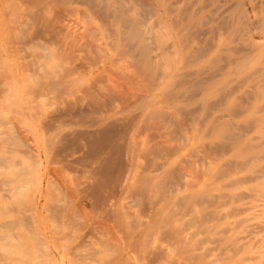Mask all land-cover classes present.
<instances>
[{"label":"bare ground","instance_id":"obj_1","mask_svg":"<svg viewBox=\"0 0 264 264\" xmlns=\"http://www.w3.org/2000/svg\"><path fill=\"white\" fill-rule=\"evenodd\" d=\"M58 1L60 0H31L32 8L29 11L28 17L34 21L35 24L47 26L46 28L48 29V26H51L53 23L49 19L42 17L40 13L42 12V8H47L51 3ZM62 1L64 2L67 0ZM83 1L89 10L96 13L97 16L93 19L97 20L98 24L94 27L90 25L93 19L89 17V26L85 29L83 27L85 32L93 39L83 40L82 49L80 50L83 53L82 64L80 63L79 66L70 65V67H68L66 64L71 60H75L73 52H71L70 57L67 56V61L65 60L64 54L52 51L51 54L48 53V61L51 62L49 63V67L44 71L41 65L42 71L40 70V73L36 74L35 72L38 68L35 69L33 65L36 63L32 61L35 72L27 70L29 74L24 75L20 82L14 80L9 82L7 78H3L0 82V94L3 95V100L0 102V124L7 127L5 134L0 133V241H2L3 244L0 259H3L4 264H227L231 261L230 256H225L224 258L220 257L221 259L223 258L222 260H219L218 256V260H213L214 257L212 259L210 258L211 249L208 245L216 241L210 237L212 228L204 225V227H202L201 225L207 219L213 220L215 216H220L217 210L207 211V207L214 203L215 206H217L216 203L219 202L220 204V201H223L224 204L226 202H224V200L227 199L235 200L240 198L241 195L237 193L224 192V189L221 191L220 188L222 186L216 184L219 179L225 176L226 171L227 173L231 171L228 169L232 166L239 165H243L244 167L249 159L247 160V153L240 151L241 148L239 149L237 146L239 145V141L236 145L238 139L235 136L238 134H235V132H232L233 130L231 131V129L225 126L219 125L218 122L221 118V113L226 114L228 117H235L245 111L248 112V114H246L248 119L247 123H249V125H258L260 122H264V114H262V118L259 117V112L261 111H258L256 107L255 111L247 110L251 104H249L247 99L241 96L237 103V96L242 92L241 90L244 86L243 79L241 78L242 80H237L234 83L232 81L231 83L224 82V79L233 75L234 72H228V74L222 75L220 81L216 80L211 82L210 87L209 81L213 77L215 78L221 75L220 69H216L215 66L212 77H201L199 71L181 75L180 71L182 69L176 66L178 57H174L173 62L166 63L168 61H163L161 58L158 59V57H151L149 55V51H151L149 49L150 44H147L145 42L146 40L142 37H140L138 41L135 40L137 42H132L136 36L134 35L135 33H131V31L136 29L135 27L138 29V26L135 24V20H130L129 23L128 19L127 21L129 24H127V22L125 23V20L122 18L124 14L119 13L120 7L117 9L118 7L115 8L114 5H110V3L106 4L107 2L101 5V2L97 0ZM116 1L117 0H115V3ZM124 3H126V1H124ZM224 3H226L225 0ZM121 9L124 10V8ZM184 10H186V8H184ZM231 11L233 10H230V12ZM169 12L171 13L172 11L170 10ZM241 13L243 14V12ZM58 14L59 12H54L53 16L56 17ZM100 15L105 18L107 16L109 20L102 19ZM141 15L142 13H140V17H142ZM135 17H137L136 14ZM171 17L173 18L174 16ZM204 19L202 22H204ZM144 20L147 23L149 22L146 18H144ZM54 21H56V19ZM208 21H210V19H208ZM150 23L151 22H149V24ZM217 23L219 24L220 21ZM245 23L246 22H244V24ZM174 25L176 26L178 23L173 24V26ZM220 25L221 24H219V26ZM172 27L171 30H173ZM38 30H36L35 33L40 31ZM212 30L213 29H211V31ZM220 30L222 31L223 29ZM254 30L256 31V29ZM152 31H154V28ZM18 32V37L22 36L19 30ZM23 32L26 33L24 29ZM206 32L204 33L206 34ZM49 33L46 32V34ZM149 33L148 30L144 31L146 35ZM176 35L177 34H175V38L179 37ZM155 36L159 38V36ZM257 36L262 37L260 34ZM185 38L187 37H183V39ZM32 40L33 39H31V42H34V40ZM148 40L149 39H147V41ZM25 41L27 40L25 39ZM25 41L19 44L24 45ZM75 41L76 39L72 38L68 42H71V46L75 47L79 43V41H77L76 44ZM188 41H190V39ZM211 41L213 40L211 39ZM247 42L251 43L249 42V38ZM252 42L256 41L253 40ZM49 43L50 41H48V44ZM53 43L55 44V42ZM252 44L251 48L254 49L255 43ZM50 45L52 47L54 46L52 43L48 46L50 47ZM151 45H153V41ZM160 45L161 44L158 42L154 47L159 48ZM213 47H215V45ZM1 49L2 47H0V50ZM185 49L186 48L183 50ZM232 49L234 50V48ZM240 49H242V47H240ZM244 50L243 45V51ZM29 51L27 52L28 54ZM153 51L154 50H152V52ZM41 52L43 54V50ZM242 53L244 52H238L237 55ZM190 55L195 56V54L192 55V53H190ZM190 55H187V57ZM38 56L42 57L41 54ZM23 57L27 58L26 55H23ZM128 59H130V63L124 69H130L133 73L132 76L127 75L123 70L119 71L120 66L116 69L113 67ZM239 62H237V65ZM142 63H145L146 69L149 68L150 71L147 69L148 71L146 72L143 68L139 70L140 67L138 68L137 65ZM222 63L225 62L222 61ZM28 64L29 66L31 65L29 62ZM242 67H245V65H242ZM23 68H28V65L24 63ZM222 70L224 69L222 68ZM254 70L256 69L254 68ZM263 72L261 73L263 74ZM193 75H195V77H197L196 79L200 82H191L187 79V77L190 78ZM183 78H185V80ZM24 82H26L25 87L23 84L20 88L17 87L18 84L21 85V83ZM145 83H148V85L146 86ZM134 86L136 87L135 94L130 92V88L132 87L134 89ZM197 89L202 92L203 95H206V99L200 106L203 114L207 115L206 118L208 120L210 119L208 123L210 124V128H207L209 131L206 130L208 135L205 134L203 136L202 134L201 140L204 139L205 141L208 139L209 141L206 143L207 146L205 145L206 149L212 154L219 156L221 152L218 150L219 154H215L217 146L220 143L219 138L223 135L222 132L227 129V131L231 133V137H233V142L229 145L234 149L232 152L236 160L223 162L222 165L214 168L204 165L201 182L194 184L192 181H186L184 183L185 178L182 177L183 175L177 169L180 164L177 160L171 158L172 154H174L177 149L169 144L168 137L172 136L171 140L174 142V138L182 135L181 130L183 126L181 123H174L175 125H172L175 127L174 130L171 132H160L158 136L147 134V136L141 139V135L151 129L157 128V130H160L166 125L169 126L173 124V118L167 112L169 108L165 107V104L173 101V99L177 101L179 98H184L185 101L186 95H184L183 92H186V94L191 93L190 98L193 99V94L197 96L199 92L196 91ZM252 90L254 92V89ZM263 93L261 95H263ZM49 94L55 95L56 101H59L60 104L63 102L64 98L75 97V100L73 103L67 102V107L64 104L65 107L63 106V109L61 104V108L52 113L45 112V110L36 113L37 115L31 113V111L34 110L33 107H30L31 99L37 95L43 98ZM210 95L212 97H219V100L221 99L220 96H223L225 101L224 104L221 105V103L218 102L220 103L218 105L215 99V104L217 103V105L214 104L215 107L212 109L209 107V109L206 105L208 103L207 98H209ZM249 96L248 93V97ZM129 99L132 100V102H130ZM190 100L191 99L188 101L190 102ZM194 104L196 105V102ZM171 108L176 109L175 106H171ZM196 109L195 111L198 112ZM188 114L190 115V113ZM189 115H186V117H189ZM193 115L194 114L190 116L193 117ZM33 121L36 123H33ZM184 121L185 120H183V122ZM228 121L230 123V120ZM19 122H22L23 126H16ZM226 123V126H228V122ZM34 126H38L39 128L37 136L33 129ZM73 127H78L84 131L87 130V132L83 131L81 134L80 132H76L80 134L79 136H82L81 138L84 142V144L79 147L80 149L77 148V142H74V144H76L75 146H73L74 144H72V142L71 144H69L70 142L66 143L70 136H68L69 133L66 131V128L74 132ZM90 128L92 130H89ZM118 128H121L122 131H118ZM187 128L186 130L188 131L190 128ZM236 128H234L235 131L237 130ZM244 129L246 128H242L243 131ZM251 129H249L250 132L253 130ZM249 130L247 134L250 133ZM218 133H222V135L220 134L221 136H218ZM75 135L73 136L74 138ZM262 135L264 137V134ZM79 136L78 139L80 138ZM222 137L226 138L225 135ZM231 137L229 138L230 140ZM78 139L75 138L74 140ZM183 142L184 141H182V143ZM109 143L110 145L108 146ZM200 147L199 149H201ZM222 147L223 146H221V148ZM222 149L221 151H223ZM208 151L205 153H208ZM77 153L79 155L75 157ZM259 158L260 157H258V159ZM50 159H52V164L54 163L57 165V168H48L51 164L49 161ZM197 163L199 164V162ZM65 166L67 167V173H74L73 178L65 176V169H62V167L65 168ZM78 166H80L81 170L77 168ZM239 168L241 167L237 169ZM195 173L196 172H194V174ZM171 179H175L182 187L184 185L183 192H179V188L169 189L170 191L165 188L166 184H172V186L174 185V187H176L175 182ZM182 179L183 183L181 182ZM193 179H196V177ZM228 179L227 182L231 180L230 177ZM245 179L249 181V178ZM237 180L230 182V184L227 183V185H233V183L235 185ZM240 181L243 182L242 179ZM103 191L106 192L104 193ZM57 203H59L60 206ZM186 216H188L187 219ZM43 218L49 220L52 225L66 219L67 222L64 225H71L74 229L72 236H69V234L60 236L62 239H67L69 243L67 247L68 253H66L67 256L62 262L56 255L41 250L43 243L49 242L56 247L57 243L61 240L60 237H55L47 232L41 233L38 224ZM98 220H101V222L99 223ZM96 221L99 223L95 224H98L97 227L93 225ZM213 224H211V226ZM82 225H84V229L86 230L83 229ZM225 227L224 230L222 229L221 231L226 232L229 227L227 226V229H225ZM98 228L102 229V232L100 231L101 236L99 240L97 239L92 246L87 244L85 240L88 234L95 239L94 233L95 231L97 233ZM215 228H217V226ZM201 235L204 237L200 238ZM213 235L214 234L211 236ZM214 239L217 240V238ZM224 244L228 246V243L226 244L225 242ZM218 245L216 244V246ZM228 247L230 248V246ZM221 249L222 248H219V250ZM234 255H236V253H234Z\"/></svg>","mask_w":264,"mask_h":264},{"label":"rangeland","instance_id":"obj_2","mask_svg":"<svg viewBox=\"0 0 264 264\" xmlns=\"http://www.w3.org/2000/svg\"><path fill=\"white\" fill-rule=\"evenodd\" d=\"M60 1L51 3L50 6L47 8H44V9L42 8V12L40 13V15L46 19H49L53 23L51 26H48V29H47L46 28L47 26L45 27V26H42L41 24H35V22L32 21L28 17L29 11L32 8L31 0H0V47H2V49L0 50V82L3 78L9 79V82H11L12 80L20 82L21 78H23L24 75L29 74L27 70H30V72H31V71H34L36 68H38V69H36L37 70L36 72L34 71L36 74H38V73H40V70L42 71V67H43V71H44L47 67H49V63L51 61H48L49 60L48 59V56H49L48 53L51 54L52 51L64 54L65 60H67V61H68L67 56L70 57L71 52H73L75 60L69 61V63L66 64V66H68V67H70V65H78L79 66L80 63L81 64L83 63V60H82L83 53L80 51L82 49L83 40L84 39H86V40L93 39L90 35H88L85 32L84 29L89 26V20H90L89 17H91L93 19V18H96L97 15H96V13L92 12V10L88 9V7L86 6V4L83 0H67L64 2L62 0H60ZM97 1L101 2V5H104L103 3L107 2L106 4L110 3V5H114L115 8L118 7L117 9H119V7H120L119 13L124 14V15H122V18L125 20V23L127 22V24H129L130 20L131 21L135 20L134 22L138 26V29H137V27H135L136 29L131 31V33H135L134 35L136 36V38L133 39L134 41H132V42H134V43L137 42L138 40H140L139 39L140 37H142L144 40H146L145 42L147 44H150L149 49L151 51H149L150 52L149 55L151 57H158V59L161 58L163 61H168L166 63L173 62L174 57H178V60H177L178 63H176V66H178L180 69H182L180 71L181 75H184L185 73H195L196 71H199L201 77L204 76V77L208 78V77H212L213 70L216 67V69H220L221 75H218L215 78L213 77L209 81V83H210L209 87H210L211 82L216 81V80L220 81L222 75L228 74V72H234L235 75L233 74V75L226 77L224 79V82H226V83L230 82L231 83V81H232L234 83L237 80L243 79L242 81H243L244 86L241 90L242 92L239 93L237 96L238 97L237 103L239 102V97L241 96L242 98L247 99L249 104H251V106H249L247 110L255 111V107H256V109L258 111H261V112H259V117L263 116L262 114H264V110H262V109H264V93H263L264 76H262V75H264V72H263L264 71V43H263L264 42V27H263L264 26V22H263L264 21V0H262V1L261 0H255V1L254 0H225L226 3H224V0H200V1L199 0H190V1L189 0H179V1L178 0L177 1L176 0H165V1L164 0H154L155 3L152 0H135L136 2L134 0H122L123 2L121 0H117L116 3H115V0H97ZM111 1H113L114 3ZM118 1H119V3H118ZM120 1H121V3H120ZM124 1H126V3H124ZM174 2L175 3L177 2V3L175 4ZM260 3H262V4H260ZM133 4H134V6H133ZM221 5H224V6H221ZM168 6L169 7L171 6L170 9ZM173 6H174V8H173ZM216 7H217V9H216ZM121 8H124V10H122ZM171 8H173L174 10ZM184 8H186V10H184ZM243 8H244V10H243ZM211 9H213V10H211ZM168 10L169 11L171 10L172 12L170 13ZM230 10H233V11L230 12ZM194 11H196V12H194ZM238 11H239V13H238ZM54 12H59L58 16H56V17L53 16ZM241 12H243V14ZM140 13H142V15H141L142 17H140ZM135 14L137 15L138 18L135 17ZM177 14H178V16H177ZM191 15H193V16H191ZM241 15H244V16H241ZM171 16H174V17L172 18ZM42 17H40V18H42ZM143 17L146 18L151 23L149 24V22L148 23L145 22ZM215 17H216V19H215ZM171 18H172V20H171ZM206 18H207V20H206ZM239 18H241V19H239ZM55 19H56V21H54ZM102 19H108V17L106 16V18H105L103 16ZM199 19H201V20H199ZM203 19H204L205 23L202 22ZM208 19H210V21H208ZM238 19H239V21H238ZM127 20L129 21V23ZM199 21L202 23H200ZM218 21H220V23H219V24H221L220 26L217 23ZM242 21H243V23H242ZM196 22L197 23L199 22V23L197 24ZM221 22H223L225 25ZM244 22H246L247 24L246 23L244 24ZM27 23H28V26L30 24H33V25H30L28 28ZM176 23H178V25H176V26L174 25L175 26V28H174L173 24H176ZM96 24H98L97 20L93 19V21L90 25H92L94 27V26H96ZM161 24H163V25H161ZM192 24H194V25H192ZM195 24H197V25H195ZM25 25H26V27H25ZM85 25H87V26H85ZM189 25H192V26H189ZM193 26H194V29H193ZM83 27H84V29H83ZM171 27L173 30H171ZM153 28H154V31H152ZM239 28H241L242 30ZM243 28L245 29V31ZM262 28H263V30H262ZM13 29H14V31H13ZM23 29L26 31V33L23 32ZM44 29H45V31H44ZM211 29H213V30L211 31ZM220 29H223V30L221 31ZM224 29H225V31H224ZM246 29H247V31H246ZM254 29H256V31ZM18 30L21 32V35H22V36H19L20 38L18 37V33H19ZM36 30H38L40 33L39 32L35 33ZM146 30H148L150 32L148 35L144 34V31H146ZM180 31H181V33H180ZM46 32L47 33L50 32V33L46 34ZM198 32H199V34H198ZM204 32H206V34ZM252 33H256V34H252ZM153 34L159 36V38H157ZM175 34H177L176 36H179V37L175 38ZM200 34H202V35H200ZM228 34H229V36H228ZM259 34L262 37L257 36ZM210 35H211V37H210ZM246 35L248 36L249 42H251V43L247 42L248 38ZM197 36H199V37H197ZM236 36H238V37H236ZM242 36H244V37H242ZM183 37L189 38L190 41H188L189 39H187V38L183 39ZM193 37H194V40H193ZM240 37L242 38V41H241ZM24 38L27 41H25ZM72 38L76 39V41H75L76 44H77V41H79V43L75 47L71 46L72 41L68 42ZM210 38L213 41H211ZM31 39H33L34 42H31ZM147 39H149V40L147 41ZM47 40L50 41V43H52L55 47L53 46L54 47L53 48L51 45L49 47L48 45L50 43L48 44ZM135 40H137V41H135ZM183 40H184V42H183ZM253 40L256 42H252ZM24 41H25L24 45L19 44V43H24ZM42 41H45L46 43L42 42ZM152 41H153V45H151ZM26 42H28V43H26ZM53 42H55V44ZM158 42H159V44H161L159 46L160 49L158 47H154L157 45ZM182 42L185 44H183ZM215 42L217 43V45ZM166 43H167V45H166ZM187 43H188V45H187ZM246 43H248V44H246ZM252 43H255L254 49L251 48V46L253 45ZM61 44H62V46H61ZM210 44H211V47H210ZM212 44H214L215 47H213L214 45H212ZM184 45H186V46H184ZM243 45H244V49L246 51L249 49L250 50L247 52L245 50L243 51ZM150 46H151V48H150ZM163 46L165 49L163 48ZM60 47H61V49H60ZM240 47H242V49H240ZM184 48H186V49L183 50ZM232 48H234V50ZM58 49H60L61 51ZM199 49H201V50H199ZM42 50H43V54H45V55L42 54V52H41ZM152 50H154V51L152 52ZM28 51H29V54L27 53ZM195 52H197V53H195ZM238 52H244V53L239 54L240 55L239 56V55H237ZM167 53H168V55H167ZM190 53H192V55L195 54V56H191ZM230 53H233V54H230ZM37 54L38 55L41 54L42 57H39ZM23 55L24 56L26 55L27 58L23 57ZM187 55H190V56L187 57ZM168 57H170V58H168ZM220 58H222V59H220ZM237 59H239V60H237ZM242 59H244V60H242ZM32 61L34 63H36L35 65H33L35 67V69L32 66ZM200 61H203V62H200ZM214 61H215V63H214ZM222 61L225 63H222ZM231 61H232V63H231ZM28 62L31 63L30 66H29ZM212 62H213V64H212ZM237 62H239L238 65H237ZM24 63H26L28 65V68H26V69L23 68ZM129 63H130V59L122 62L121 63L122 65L116 64L113 67L116 69V68H119V66H120L119 71L123 70L127 75L132 76L133 73L130 69H124L125 67H127L129 65ZM144 64L142 63L140 65H137L138 68L140 67L139 70L143 68V70H145L146 72L148 70L150 71L149 68H147L148 70L146 69V65H144ZM41 65H42V67H41ZM242 65L243 66L245 65V67H242ZM235 67H236V69H235ZM222 68L224 70H222ZM241 68H242V70H241ZM254 68L256 70H254ZM232 69H235V70H232ZM261 69H263V70H261ZM261 72H263V74ZM150 77H151V75H150ZM154 77H155V75H154ZM185 78H183V79L185 80ZM196 78L197 77H195V75H193L190 78L187 77V79L190 80L191 82H200ZM248 78H250V79H248ZM183 79H181V80H183ZM151 81H153V80H151ZM25 83L26 82L21 83V85L18 84L17 87L20 88V86H22V84L25 87ZM145 84H146V86L148 85V83H145ZM130 89H131L130 92L135 94L136 87L134 86V89L132 87ZM252 89H254V92ZM17 91H20V90H17ZM196 91L198 92L199 90L197 89ZM196 91H194V92L197 93ZM190 92H192V91H190ZM183 93H184V95H186L185 101H184V98H179V99H177V101H175L173 99V101L169 102L168 104H165V107L169 108V110L167 112L173 118V124H171L169 126L165 124L166 126L162 127L160 130H157V128L151 129V130L147 131L146 133L142 134L141 139L143 137L147 136V134L158 136V134L160 132L161 133H164L166 131L171 132L175 128V127H173L175 125L174 123H176V122L181 123V125L183 126L182 130H181L182 135L178 136L177 138H174V142H172V140H171L172 136L168 137L169 144L177 149V150H175L174 154H172L171 158L177 160V162L180 164V165H178L177 169L183 175L182 177L185 178L184 183L186 181L187 182L192 181L194 184H197V183L201 182V179L203 177L202 173L204 171L203 168L206 165L214 168V167L222 165L223 162L236 160V157L233 156V152H232L234 149L231 145H229L230 143L233 142V139H232L233 137H231V133H229L227 131V129L222 132L223 135H222V133H218V136H221V135L224 136L225 135V137H226V138H224L221 136L222 138L221 137L219 138L220 143L218 144L216 152H215V154L216 153L219 154L218 153V151H219L222 154L220 153L219 156H217V155H214L211 152H209L205 147L206 143L209 140L208 139H206L207 141L206 140L204 141V139L201 140L202 134H203V136L205 134L208 135L207 131H209V129L207 130V128H210V124H208L210 119L208 120L206 118L207 115L203 114V111L201 110V106H200L201 104H203L204 100L206 99V95H203V93L199 91L197 96H196V94L195 95L193 94V99H192V98H190L191 93H189V94H186V92H183ZM248 93L250 95L249 97H248ZM262 93H263V95H261ZM2 96L3 95L0 94V102L3 100ZM196 97H198V98H196ZM257 97H258V99H257ZM220 98L222 99V101H221V99L219 100V97H212L210 95L209 98H207L208 99V101H207L208 106L206 105V107H208V108L211 107V109L214 108L215 107L214 104H215L216 100H217V103L220 102L221 105L224 104L225 101H224L223 96H220ZM189 99H191L190 102L188 101ZM74 100H75V97L64 98L63 102H61L62 109H63V106L65 107V105L67 107V102L73 103ZM129 101L132 102V100H130V99H129ZM133 101H134V99H133ZM186 102H189L190 104L186 103ZM195 102H196V105L194 104ZM58 103H59V101H56L55 95H53V94H49L47 96H44L43 98H40V95H37L31 99L30 107L34 108V110H32L31 113L36 114V113L43 112V110H45V112H51V113L55 112V111H57V109L61 108V104L60 103L58 104ZM217 103L215 105H217ZM220 103H218V105ZM194 105H195V107H194ZM171 106H175L176 109H172ZM196 108H198V109H196ZM195 109L198 110V112H196ZM191 110H192V112H191ZM193 111H195L196 114ZM238 112H240V111H238ZM243 112L244 113H241L235 117H228V116H226V114L221 113L220 114L221 118H220L218 124L225 126L229 129H231V131L233 130L232 132H235V134H238L235 136L238 139L236 141L237 142L236 145L238 144V141H239V145H241V146H239V145H237V146L239 147V149L241 148L240 151L247 153V160L249 159L248 163L245 164L246 163L245 162L244 167H243V165L232 166L230 169H228L231 171L233 170L232 172L228 171V173H227V171L225 170L226 171L225 176L223 178L219 179L217 181V184H216V185L222 186L220 188L221 191H223L222 189H224V192H228V193L233 192V193H237L238 195H241V196H240V198H237L235 200H228V199L224 200V202L226 201L224 203L225 205L223 204V201H220V204H219V202L216 203L217 206H215V203H214L213 205L207 207V211L208 210H217V212H219L220 216H215V218H213V220L207 219L201 226L202 227L209 226L210 228H212V230L210 232V237H211V239L216 241V242L211 243L212 245L211 244L208 245V247L211 249V252H210V258L211 259L214 257L213 260H218V257H219V260H222L225 256H230L231 261L228 262L227 264H264V174H263L264 173V144H263L264 143V137L262 135V134H264V132H263L264 131V122H260L258 125H252V124L249 125V123H247L248 119H247V115H246V114H248V112H245V111H243ZM188 113H190V115L194 114L193 117H191ZM186 115L187 116L189 115V117H186ZM182 119L185 121L183 122ZM194 119H195V121H194ZM228 120H230V123ZM201 121L203 122V125H202ZM190 122H191V124H190ZM226 122H228V126H226L227 125ZM231 122L232 123L234 122L233 124H236V125H233ZM33 123H36V122L33 121ZM247 124H248V126H247ZM16 126H18V127L23 126L22 122H19L18 124H16ZM237 126L240 128H238ZM187 127L190 129H188ZM241 127L246 128V129H244V131H243ZM186 128L188 129V131L186 130ZM234 128H236L237 130L235 131ZM33 129H34V132L37 136L38 129H39L38 126H34ZM118 129H119L118 131H120V132L122 131L121 128H118ZM249 129H251L252 131L250 132ZM6 130H7V127H4L2 124H0V133L5 134ZM73 130H74V132H71V129L66 128V131L69 133L68 136L70 135L68 137L69 138L68 142H66V143L70 142L69 144H71V142H72V144H74V142L75 143L77 142L78 147L77 146L76 147L79 148L80 146H82V144H84V142L82 141V138H81L82 136H79L84 130L79 129L78 127H73ZM89 130H92V129L90 128ZM240 130H242V131H240ZM248 130L250 133L247 134ZM85 131L87 132V130H85ZM76 132H80V134H78ZM71 133H74V134H71ZM188 134H189V136H188ZM74 135H75V138L78 139V136L80 138L78 140H74L75 139L73 137ZM239 135H241V136H239ZM260 135H262V136H260ZM229 136L231 137V140L229 139L230 138ZM241 139H243V140H241ZM182 141H184V142L182 143ZM247 142H249V143H247ZM248 144H249V146H248ZM75 145L76 144H74L73 146H75ZM109 145H110V143L108 144V146ZM111 145H112V143H111ZM221 146H223L222 147L223 149L221 148ZM199 147L201 149H199ZM254 147H256V148H254ZM221 149L223 151H221ZM227 149L229 151L231 149V151L229 152ZM258 150H260V151H258ZM207 151H208V153H205ZM225 151H228V152H225ZM223 152L226 154H224ZM78 155L79 154L77 153V155L75 157H78ZM248 156H249V158H248ZM195 157H196V159H195ZM258 157H260V158L258 159ZM201 158H202V160H201ZM255 160H256V162H255ZM49 161L51 162L52 159H50ZM182 161H183V163H182ZM191 162H193V163H191ZM197 162H199V164ZM236 167L237 168L241 167L243 169H241V168L237 169ZM256 167H258V168H256ZM48 168H51V169L57 168V165L54 163L52 164V162H51V164L49 165ZM77 168L79 169L80 166H78ZM62 169L63 170L65 169L64 170L65 176H68L69 178L74 177L73 172L67 173V167L66 166H65V168L62 167ZM182 169H183L184 173H183ZM80 170H81V168H80ZM194 172H196L195 173L196 175L194 174ZM230 172H231V174H230ZM192 177L193 178L196 177V179H193ZM227 177L228 178L230 177V179H231L229 182H227L229 180ZM245 178H249V181H248V179H245ZM237 179H239V180H237ZM241 179L243 182L240 181ZM171 180L173 182H175L176 187H174V185L172 186V184H166L165 188L167 190H169V189L172 190L173 188H175V189L179 188V192H183L184 185L182 187L181 185H179V183H177L175 181V179H171ZM234 180H237V182H235V185H234V183H233V185H227V183L230 184V182H232ZM181 182L183 183V179L181 180ZM163 190H164V187H163ZM103 192L105 193L106 191H103ZM245 196H246V198H245ZM57 204L59 205V203H57ZM225 213H228V214H225ZM187 218H188V216H186V219ZM218 218L220 221L218 220ZM216 220H218V221H216ZM98 221H99V223L101 222V220H98ZM98 221L93 223V225L95 227L98 226V224H99ZM66 222H67L66 219H63L61 222L54 223L52 225L49 220H46L43 218V220L38 224V226H40L42 234H43V232H47L49 234H52L55 237H60L61 235H68V234H69V236H72L74 233V229L71 227V225L70 226L64 225ZM96 223H98V224L95 225ZM215 223H216V225H215ZM229 223H232V224H229ZM211 224H213V225L211 226ZM216 226H217V228H215ZM218 226H219V228H218ZM82 227L84 229V225H82ZM224 227H225V229L228 228L226 230L227 233L225 231H221L222 229L224 230ZM84 230H86V229H84ZM100 231L102 232L101 228L97 229V233L95 231V233H94L95 239L93 236L88 234V237H86L85 242L92 246L97 239L99 240V238L101 236ZM213 231H215V232H213ZM98 233H99V235H98ZM212 234H214V235L211 236ZM203 237H204L203 235L200 236V238H203ZM223 237L225 238V240ZM226 237L228 238V240L229 239H231V240L228 241ZM214 238H217V240ZM225 242H226V244L228 243V246H230V248L224 244ZM68 244L69 243H68L67 239L61 238V240L57 243L56 247L53 246L49 242H45L41 246V250L46 251L50 254L56 255V257L62 262V261H64V259L67 256L66 253H68L67 252ZM163 244H165V243H163ZM216 244L217 245L219 244L218 245L219 247L216 246ZM2 247H3V244H2V241H0V253L2 252V250H1ZM203 247H205V246H203ZM219 248H222L223 250L222 249L219 250ZM216 250H218V251H216ZM231 250H232V252H231ZM237 250H238V252H237ZM53 252H55V253H53ZM234 253H236V255H234ZM214 255H216V256H214ZM220 257H223V258L221 259ZM240 259H241V261H240ZM1 263L4 264L3 259L2 260L0 259V264Z\"/></svg>","mask_w":264,"mask_h":264}]
</instances>
